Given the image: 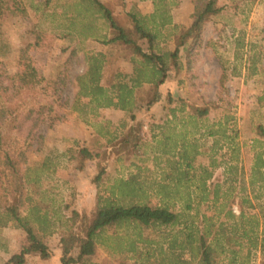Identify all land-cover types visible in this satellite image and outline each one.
<instances>
[{
	"label": "trees",
	"instance_id": "16d2710c",
	"mask_svg": "<svg viewBox=\"0 0 264 264\" xmlns=\"http://www.w3.org/2000/svg\"><path fill=\"white\" fill-rule=\"evenodd\" d=\"M126 2L117 0L119 5ZM76 4L81 6V12H90L97 19L107 21L109 29L103 35L105 42L126 52L124 56L133 63L132 73L127 74L115 66L111 54L89 51L85 53L88 69L78 76V82L79 93L90 96L94 92L90 87L87 89L85 80L87 76L92 80L96 75L97 86L108 101L95 95L96 102L91 105L94 114H98L101 107L125 112L124 131L120 136L110 138V143L115 162L130 161L129 165L137 166V172L128 178L115 179L103 193L101 185L112 175L110 159H107L111 153L86 144L71 147L67 157L72 168L81 171L88 162L97 163L98 172L93 177L98 189L97 200L89 214L73 210L71 216L63 219L61 208L54 206L55 199L50 203V190H42V170H31L19 144L20 139L34 138L42 124L48 121L49 109L37 103L39 84L58 86V80L39 76L30 64L25 70L10 74L0 63V225L12 224L26 233L20 249L4 264H28L32 255L50 258L53 251L48 238L56 233L60 236L61 264L84 263L97 254L100 245H105L113 255L119 254L120 261L117 263L107 257L99 264H255L258 252L264 264L262 152L256 155L251 171L249 182L253 195H238V212L230 204L232 185L221 193V184H207L213 178L214 169L222 162L212 161L208 167L201 165L200 189H192L195 177L190 175V170L196 169L194 162L200 151L187 144L189 130L185 128L176 137L168 135L159 140L162 154L167 157L166 166L171 168L164 170L161 178H149L147 170L137 165L136 160L132 161L140 157L146 139L140 129L144 125L137 129L129 121L138 118L143 110L165 102L164 108L169 111L166 117L171 120L177 119V112L188 106V115L179 120L182 126L192 125L190 132L202 127V120L209 115L210 105L187 104L183 97L177 98L171 93L164 96L161 88L169 78L178 77L186 69L191 70L195 62L194 51L202 42L206 24L222 11L218 0H197L194 19L189 26L173 21L171 8L177 4L175 0H153L154 11L150 14L131 8L129 26L120 24L115 10L103 0H77ZM2 8L13 16L28 15L21 0H0ZM31 31L36 33L37 45L47 37V32L39 27H33ZM163 34L175 36L172 50L160 47L159 39ZM4 44L0 41V53ZM76 53L75 49L71 51L70 63ZM91 73L94 74L92 77ZM178 79L179 83L183 82L180 77ZM146 85L151 86L147 94ZM226 118L227 123L229 119ZM227 128L208 129V135L229 139L232 136L227 134ZM256 133L254 141L264 143L262 123L257 125ZM235 162L225 163L233 174L240 170L238 154ZM241 171L243 174L242 166ZM234 175L229 178L235 180ZM245 191L246 186H241L239 192ZM222 198L223 202L219 204ZM177 201L182 203L180 210H176ZM203 202L207 203L206 210L200 213ZM58 221H61L60 228ZM127 225H133L134 231L123 235L121 229ZM108 230H112L113 235L106 236ZM110 237L114 239L113 243L109 242Z\"/></svg>",
	"mask_w": 264,
	"mask_h": 264
},
{
	"label": "rangeland",
	"instance_id": "374dc122",
	"mask_svg": "<svg viewBox=\"0 0 264 264\" xmlns=\"http://www.w3.org/2000/svg\"><path fill=\"white\" fill-rule=\"evenodd\" d=\"M103 1L115 10L120 24L125 26L130 25L128 12L131 8L144 14L154 11L153 0H127L125 5L117 4V0ZM21 2L28 10L27 16H13L9 10L0 9V41L5 43L0 53V63L10 74L21 72L30 64L39 76L51 81L58 80L59 85L39 84L37 103L49 109L46 115L48 121L42 124L34 138L20 139L19 144L26 153L31 170H42V190H50V203L55 199L54 206L61 208V217L66 219L73 210L89 214L97 200L98 189L93 177L98 172V166L96 161H90L81 171L72 168L67 157L71 147L86 144L99 151L107 149L111 153L107 159H110L109 170L112 175L109 181L101 185L103 193L105 187H110L115 179L128 178L131 173L137 172V166L129 165L130 161L115 162L110 143V138L120 136L124 131L122 124L125 112L113 107H101L98 114H94L91 105L96 102L94 99L97 95L108 101L97 86L96 75L92 80L90 76L86 80L84 78L87 82L85 86L94 93L90 96L79 93L78 76L88 69L85 53L100 47L108 50L103 35L109 26L105 19H97L90 12H81L77 0ZM175 2L177 4L171 8L173 21L189 26L194 19L197 0ZM218 4L222 6V11L206 24L202 42L194 51L195 62L191 70L186 69L178 77L169 78L161 88L164 96L171 93L177 98L183 97L187 104L210 105L212 109L209 115L202 120V127L190 132L192 125L182 126L179 120L183 115H188V106L186 110L177 112V119H171L170 115L171 120H167L166 113L169 111L164 108L165 102L143 110L138 118L129 119L137 129L144 125L140 129L146 139L140 157L132 161L136 160L137 165L146 169L149 178H161L163 171L171 168L166 166L167 157L162 154L159 140L168 135L176 137L185 128L189 130L187 144L190 148L194 145L200 151L194 162L196 169L190 170V175L195 177L192 189L200 187L201 165L208 167L212 161L222 162L214 169L213 178L207 184H221V193L232 185L234 189L230 204L238 212L239 196L253 195L249 181L254 159L260 152L264 157V143L254 141L257 138V125H264V0H218ZM33 27L47 32V37L40 45L36 43V33L31 31ZM175 39L174 35L163 34L159 39L160 47L172 50ZM73 49L77 53L70 63ZM127 63L120 56V65L115 66L131 74L132 64ZM179 77L183 82L179 83ZM42 85L45 88H41ZM144 89L147 94L151 86L146 85ZM226 117L229 119L227 123ZM221 126H227V134L232 137L227 139L221 135H208V129L216 130ZM237 154L240 170L234 175L225 163L229 160L236 163ZM43 164L46 166L43 167ZM233 175L235 180L229 178ZM242 184L247 191L239 192ZM221 202L223 198L219 204ZM206 205L204 202L200 205V213L206 210ZM181 207L182 203L177 201L176 210ZM60 223L58 221L59 228ZM127 226L121 229L123 235L134 231L133 225ZM110 235H113L112 230L106 232V236ZM59 238L58 233L48 238L53 251L50 258L32 255L28 264H61ZM25 240L23 229L12 224L0 225V264L17 252ZM113 240L110 237L109 242L113 243ZM118 255H113L105 245H100L96 255L80 264H99L107 257L118 263ZM254 261L255 264H263L259 252Z\"/></svg>",
	"mask_w": 264,
	"mask_h": 264
},
{
	"label": "crops",
	"instance_id": "0c3cea01",
	"mask_svg": "<svg viewBox=\"0 0 264 264\" xmlns=\"http://www.w3.org/2000/svg\"><path fill=\"white\" fill-rule=\"evenodd\" d=\"M105 45H107V46H109V48H108V50L107 49H103V48H98L97 50H95V51H99V52H103V53H108V54H111L112 56H113V60L115 61V64H117L118 66L120 65L119 64V58H120V56L122 57V58H124L125 59V61H127V62H129V63H131L132 64V71H133V63H132V61L131 60H129V59H127L125 56H124V53H120V51L118 50V48H115L113 45H111V44H109V43H106ZM110 52V53H109ZM119 54V55H118ZM121 54V55H120ZM129 63H127V64H129ZM121 71H123L122 70V68H121ZM131 71V72H132ZM124 72V71H123ZM131 72H128V73H131Z\"/></svg>",
	"mask_w": 264,
	"mask_h": 264
}]
</instances>
